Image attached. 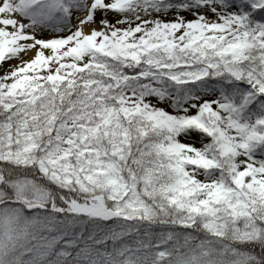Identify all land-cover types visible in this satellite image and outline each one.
<instances>
[{"label":"snow or ice","instance_id":"obj_1","mask_svg":"<svg viewBox=\"0 0 264 264\" xmlns=\"http://www.w3.org/2000/svg\"><path fill=\"white\" fill-rule=\"evenodd\" d=\"M0 264H264V0H0Z\"/></svg>","mask_w":264,"mask_h":264}]
</instances>
